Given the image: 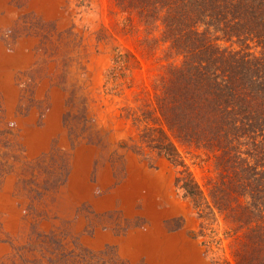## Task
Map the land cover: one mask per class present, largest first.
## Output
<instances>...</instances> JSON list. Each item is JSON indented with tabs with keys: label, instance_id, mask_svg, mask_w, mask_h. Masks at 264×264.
I'll list each match as a JSON object with an SVG mask.
<instances>
[{
	"label": "rangeland",
	"instance_id": "obj_1",
	"mask_svg": "<svg viewBox=\"0 0 264 264\" xmlns=\"http://www.w3.org/2000/svg\"><path fill=\"white\" fill-rule=\"evenodd\" d=\"M125 18L115 0H0V264L231 256L228 239L210 254L196 237L171 162L141 154L136 119L154 108L162 62ZM116 47L140 59L120 85L106 80ZM180 149L207 189L213 164Z\"/></svg>",
	"mask_w": 264,
	"mask_h": 264
},
{
	"label": "trees",
	"instance_id": "obj_2",
	"mask_svg": "<svg viewBox=\"0 0 264 264\" xmlns=\"http://www.w3.org/2000/svg\"><path fill=\"white\" fill-rule=\"evenodd\" d=\"M115 2L124 29L141 23L145 53L162 62L153 112L136 119L141 154L175 167L208 253L229 240L231 256L216 264H264V0ZM138 65L132 50L116 47L107 83L122 84ZM180 147L200 152L194 163L213 164L207 189Z\"/></svg>",
	"mask_w": 264,
	"mask_h": 264
}]
</instances>
